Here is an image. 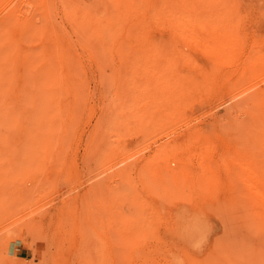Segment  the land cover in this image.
I'll list each match as a JSON object with an SVG mask.
<instances>
[{"label":"rangeland","instance_id":"obj_1","mask_svg":"<svg viewBox=\"0 0 264 264\" xmlns=\"http://www.w3.org/2000/svg\"><path fill=\"white\" fill-rule=\"evenodd\" d=\"M24 1L28 0H13V5ZM44 1L46 2L29 0L35 3L33 7L32 4L23 6L25 9L22 10L25 11L23 15L29 14L30 17L36 18L47 15L54 18L57 26L71 41H74L73 23H77L76 32L78 33L146 32L160 34L165 43H171L174 38H171L169 33L175 31L177 23L168 21V16L173 14L177 20H186V25H191L196 17L214 21L216 25L212 29L213 32L216 31L221 35L222 33L230 34L222 36H234L232 38L236 39V48L231 51L236 56V62L222 69L223 73L228 72L227 79L234 84V88L229 89L225 82L215 81L211 84L213 91L211 90V93L203 99L206 101L199 102L198 109L193 108L194 114L187 119V122L181 116L175 126L161 127V129L156 127L154 130L136 129L133 122L131 127L134 131L131 130L125 134L122 131L107 128L98 130L96 126L100 118L99 110L106 105V101L100 97V92L98 93L102 90L98 82L99 76H96V73L87 74L81 71L80 77L84 86L95 95L86 102L85 113L75 120L70 121L63 117L43 120L45 126H56L59 123L63 126L61 130L46 134L57 144L48 152L47 161L43 160L44 162L27 163L24 159L26 152L23 146L29 133L20 125L25 124L30 115L14 116L13 121L16 120L17 127H13V142L17 148L13 150L16 152H13L12 161H5V164L0 162V264H110L112 256L123 259H129L131 256L138 258L137 261V258H132L133 262L131 261L130 264H165L162 257L149 259L155 251L160 255H164L165 252L173 253L178 264H186L185 259L189 258L191 253L199 258H206L208 255H216L219 249L217 246L221 245L223 252L217 256H221L222 260L224 258L223 264L224 262L226 264H239V262L264 264V235H258L257 237H260L258 239L247 234L241 228L242 220L239 218L241 222L238 223V218L233 219V214L230 213L234 203L233 198L236 200V193L233 192L234 189L231 190L236 185L232 176L236 167L234 156L240 154L242 157H247L251 153L249 147L246 148L240 144L245 140L244 133L249 129L245 132V126L244 129L239 130L233 124L239 119L247 125L246 128L251 127L249 120L254 121L255 115H250L251 110H248L246 115L245 109L248 107L242 102L246 95L261 93L264 96V82L258 77H249L246 73L249 65L252 64L255 69L258 66L259 69L261 67L259 74L264 75V0ZM41 3L43 5L47 3L50 8L44 9L43 12ZM134 4H136L134 8L138 7L135 13L133 12L135 9H131ZM114 7H117V12H113ZM71 8L75 11V13L71 11L73 15H76L74 22L68 18ZM121 9H125L124 12L122 11L124 16L132 18L139 24L118 25L112 18L120 17L118 15L122 13ZM2 15L4 13L0 14V20ZM100 17H103V23L100 22ZM207 28H209L207 24L202 25L194 40L200 41L201 33H205ZM19 36V31L14 28L13 40L15 39L14 41L22 48H26L27 45L20 40ZM176 42L178 38H175L171 44ZM225 42L228 43L227 40ZM207 43L208 45L214 43L212 36L207 39ZM249 56H252L251 61L248 59ZM82 62L83 65H88L87 60ZM256 91L260 92L256 93ZM13 102L16 103V100L14 99ZM248 106L250 107V104ZM238 108H241L242 112H237ZM240 121L236 124L237 126L241 125ZM183 123H187L192 131L201 128L203 135L202 140L199 141L200 148L207 147V155L211 154L208 156V161L207 155L205 157L203 153L204 150L194 149L193 154L197 156L203 153V157L207 159L202 160V157L200 160L198 156L191 154L194 156L191 157L193 160L191 165L194 166L190 167L189 174L197 176L200 174L198 172H201L199 167L210 163L212 165L208 175L212 178L214 175L212 171L215 170L214 176L219 182L216 183L211 200L206 198V201L202 200L201 203H192L181 197L180 190L173 183L179 179V175L173 173V167H170L171 170L170 168L162 170V164L158 160L163 144L183 134ZM28 128H31V125H28ZM191 135L189 132L185 135L188 141L191 138L194 139ZM101 139L102 144H105L99 146L97 143L99 144ZM124 140L127 142L125 143ZM120 142L125 145L123 146ZM23 154L25 155L21 156ZM186 161L187 159L182 160L184 165ZM249 165L247 164V167L251 168L250 163ZM256 180L252 178L247 181L254 185ZM189 192L191 196L195 195L194 189H189ZM142 199L152 201L151 207L157 210L156 214L159 212L154 219L155 224L157 222L155 225L157 236L154 238H150L153 230L145 226L149 221V214L138 208V203ZM199 205L203 208L202 211L197 210ZM261 205L263 206L259 208L264 215V203ZM129 222L134 223L136 228L144 226L145 234L148 233L149 238L144 239L145 236H143L136 245L129 246V237L126 233V223ZM176 222H182L183 227L190 226L192 230L202 228L205 234L203 242L198 247L186 246L172 228ZM235 226L239 230L231 231L235 230ZM231 232H233V236L230 234L233 237L230 236L232 240L228 237ZM226 237L231 243L235 240L233 243H236L234 244L236 249L227 251L228 238ZM241 239L247 241V248L244 247L246 244L244 248H240L238 241ZM122 263L128 264L124 260Z\"/></svg>","mask_w":264,"mask_h":264},{"label":"bare ground","instance_id":"obj_2","mask_svg":"<svg viewBox=\"0 0 264 264\" xmlns=\"http://www.w3.org/2000/svg\"><path fill=\"white\" fill-rule=\"evenodd\" d=\"M31 2L28 0L22 3L19 2L20 5L18 3L13 5V0H0V14L4 13L0 20V162H4L3 164H5V161H12L14 158L13 152H16V150H13V148H17V146L15 148L16 144L13 142V127H17V122L16 120L13 121V119L17 114L30 115L25 124L20 125L29 133L25 146H23L25 149L22 147L26 155L23 154L21 156L25 155L24 159L27 163H32L31 161H47L46 155L57 144L47 137V133L61 130L63 126L60 123L56 126H45L43 120L58 117H63L70 121L75 120L78 116L85 113L86 102L95 95L91 94L84 86L80 77L81 71H85L87 74L96 73L95 75L99 76L98 82L102 90L98 91V93L100 92V97L106 101V105L99 110L100 118L96 126L98 130L107 128L115 131L119 130L125 134L133 130V127H131L133 122L136 129L145 130L175 126L181 116L187 122V119L194 114V109H198L199 102L211 93V84L215 81L225 82L229 89L234 88V84H231L227 79L228 72L223 73L222 69L228 67V64L236 62V56L231 52L236 48V39L232 38L234 36L227 37L230 34L222 33V35H227L225 37L218 32L216 33L215 30L213 32L212 29L216 25L214 21H206L196 17L191 25H186V20H177L173 14L168 16V21H176L177 23L175 31L169 33L171 38H178L176 44H171L174 39L171 43H165L159 36L160 34L155 35V33H78L76 32L77 23H73L75 31L72 33V38L74 41H71L57 26L58 24H56L54 18L47 15L43 17L37 16L38 18L35 16L30 17L29 14L24 16L23 13L25 11L23 12L22 10L25 9H23V6L32 4L33 7L36 1L34 3ZM43 2L46 1L43 0ZM135 5L131 6V9ZM42 6L43 12L44 9L50 8L47 3L42 4ZM136 8L138 9V7ZM136 8H134V13L137 10ZM124 10L121 9V12H124ZM71 11L73 9L69 13L67 12L70 14L68 18L74 22L76 15H73ZM115 11L117 12V7H114L113 12ZM73 12L75 13V11ZM123 12L118 15L120 17L112 18L118 25L131 24L136 26L139 24L137 21L135 23L132 18L124 16ZM115 15L117 16V13ZM100 18V22L103 23V17ZM204 24H207L209 28H207L206 32L204 31L205 33L200 34L201 39L197 42L194 37L196 34L198 35L199 28ZM14 28L19 31V38L27 45L25 46L26 48H22L14 41L15 39L13 40ZM211 36L214 39V43L208 45L207 39ZM225 40H227L229 45H227L228 43L226 44ZM232 40L234 41L231 42ZM37 43L39 45H36ZM248 59L251 61L252 56H249ZM83 60H87V66L83 65ZM260 69L259 66L255 69L254 65L251 64L246 73L249 77H258L261 79L260 81L264 82V75L259 74ZM104 90L106 91L104 92ZM254 94L244 96L245 99L243 98L242 102L248 107V109H245L246 113H244L248 115L247 111L251 110L250 115H255L256 119L254 121L249 120V122L251 121V127L248 126L246 128L247 125L241 122L237 116L238 121L235 120L236 123L234 122L235 124H233L236 129H244L245 126V132L246 129L250 130L244 133L245 140L241 141L240 144L246 148L249 147L251 153L247 157H242L240 154L234 156L236 152L234 154L230 153L235 157L236 161L234 162L236 167L232 175L236 185H234L235 188L231 189H234L233 192L235 191L236 193V200L233 198L234 203L230 208V213L233 214V219L238 218V223L242 220L241 228L244 229L243 231L260 239L257 236L264 235V215L259 208L264 203V96L261 93ZM12 97L13 100H16V103L13 102ZM209 97L211 98V96ZM248 104H250V107ZM239 111H241V108L237 109V112ZM190 120L188 122L189 125ZM239 121L241 127L236 125ZM185 124L186 126H184ZM28 125H31V128H28ZM182 126L184 127V130L180 127L183 130L182 135L169 143L163 144L160 151L158 149V160L163 165H161L162 170L173 167V173L179 175V179L173 181V183L180 190L181 197L183 196L185 200L192 203H201L202 200L206 201V198L214 196L216 183L219 182L214 176L215 170L212 169L214 174L212 178L208 175L209 171H211L212 164L210 163H206L205 166H198L201 172L197 171L200 173L197 176L189 174L190 167L194 166L191 165V161L193 163L191 157H194L191 155L194 153L192 151L198 148L201 151L204 150L203 153H205L206 157L208 148H200L201 144L199 141L202 140L203 135L200 127L201 131L199 129L192 131L187 123H183ZM182 130L180 131L182 132ZM188 132L192 134L191 136H194L193 140L192 138L191 140L189 139L190 141L186 139L185 135ZM212 140L214 141V139ZM124 142L126 143L127 140H124ZM102 143L101 139L97 145L100 146ZM125 143L121 144L124 146ZM18 146L20 145L18 144ZM246 152L248 153L249 151ZM203 153L197 155L200 160L204 155ZM14 155L16 156V154ZM210 155H207V157ZM197 156L195 155V157ZM183 159H187L186 165L182 162ZM203 159L207 158L203 157ZM207 160L209 161V157ZM249 163L252 166L251 168L247 167ZM224 169L228 168L224 167ZM212 173L210 172V175ZM119 177L121 178L120 175ZM252 178L257 179L254 185L248 182ZM221 183L223 184V182ZM189 189H194V196L190 195ZM214 199L216 200V198ZM142 200L138 203V208L140 211L145 210L149 214V221L145 226L153 230L150 238H154L157 236V230L155 231L157 222L155 224L154 219L159 215V212L157 215V210L155 211V208L151 207L150 202L152 201ZM196 204L195 206H197ZM200 207L201 205L197 207L198 211H202L203 208ZM126 224L129 246L136 245L137 241L143 236H145L144 239L149 238V236L147 237L148 233L147 235L145 234L144 226L143 228H136L133 225L134 223L129 222ZM189 227H183L182 222H176L172 228H174L180 241L186 246L198 247L205 238L204 231L202 228L192 230ZM234 229L231 231L236 232V229L239 230L237 226ZM230 234L232 235L233 232L229 233L228 236L232 240L233 235L231 236ZM229 238L227 239V251L237 248L234 245L236 243H233L235 240L231 243ZM228 241L230 246H228ZM238 242L239 244H237L240 248H247L248 243L245 239H241ZM244 244L246 245L244 246ZM221 246H217L219 249L216 255L199 258L191 253L190 257L185 259V262L186 264H223L224 258L222 260L221 256H217L223 252V248H220ZM141 250L143 249L141 248ZM158 254L155 251L153 255H150L149 259L162 257V261L165 264H178L173 253ZM132 258L137 257L131 256L129 259H123L112 256L110 264H121L123 260L130 264L133 262ZM136 261L134 260V262ZM224 263L226 264V262ZM239 264L241 263L239 262Z\"/></svg>","mask_w":264,"mask_h":264}]
</instances>
